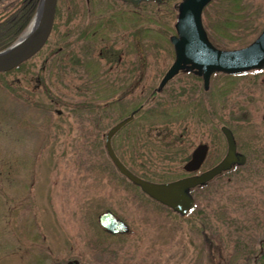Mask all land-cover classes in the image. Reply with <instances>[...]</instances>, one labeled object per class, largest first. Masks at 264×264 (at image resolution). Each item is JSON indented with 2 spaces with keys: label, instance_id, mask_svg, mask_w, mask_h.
Wrapping results in <instances>:
<instances>
[{
  "label": "rangeland",
  "instance_id": "rangeland-1",
  "mask_svg": "<svg viewBox=\"0 0 264 264\" xmlns=\"http://www.w3.org/2000/svg\"><path fill=\"white\" fill-rule=\"evenodd\" d=\"M179 1L58 0L47 44L27 69L0 77V264H249L264 238V69L213 75L206 91L180 73L151 96L173 60ZM202 22L216 47L240 48L263 28L264 0H214ZM139 105L178 115L165 125L136 115L114 135L138 177L186 176L199 144L207 153L198 173L211 168L226 152L221 126L244 166L192 190L184 215L153 201L104 148L109 128ZM106 210L127 233L100 228Z\"/></svg>",
  "mask_w": 264,
  "mask_h": 264
},
{
  "label": "water",
  "instance_id": "water-1",
  "mask_svg": "<svg viewBox=\"0 0 264 264\" xmlns=\"http://www.w3.org/2000/svg\"><path fill=\"white\" fill-rule=\"evenodd\" d=\"M2 1V0H0ZM136 7L140 2L162 0H121ZM212 0H181L177 5V17L174 34L169 41L173 49V61L160 79L156 91H160L179 71H193L202 78L205 90L208 88L213 73L227 75L247 72L264 67V27L259 35L247 46L232 50H222L211 44L202 24V11ZM57 0H41L32 18L33 28L27 30L14 43L0 51V73L10 71L34 56L46 43L52 31ZM27 33V34H26ZM128 117L112 126L104 136L106 154L118 173L130 183L136 185L141 192L173 211L184 214L192 204L189 189L204 185L215 176L231 168L232 165H243L245 157L236 152L231 131L224 126L220 131L225 138L226 153L224 157L210 169L199 175L185 177L168 183H154L144 180L130 172L116 157L111 146L112 136L134 116ZM207 145L199 144L183 165L185 172L199 168L205 159ZM98 225L108 233L127 232L126 224L106 210L97 216ZM76 264L77 262L74 261ZM68 264V263H67Z\"/></svg>",
  "mask_w": 264,
  "mask_h": 264
},
{
  "label": "trees",
  "instance_id": "trees-1",
  "mask_svg": "<svg viewBox=\"0 0 264 264\" xmlns=\"http://www.w3.org/2000/svg\"><path fill=\"white\" fill-rule=\"evenodd\" d=\"M171 1L173 0H164L161 4H168L171 6ZM39 2L40 0H17L15 3L7 5V8L3 9L2 12H0V15H2L0 16V51L10 46L22 34V32L25 30L28 23L30 22L31 18L35 14ZM173 10L175 13V8H171V11ZM58 13L59 11L56 7L55 18H57ZM110 53L111 52L108 50L100 52V54L102 55H108ZM29 60L23 62L22 64L10 71L0 73V77L7 76L12 72H19L21 70L27 69V64L29 63ZM188 75L193 78L196 77L193 74ZM238 76L239 75H225L223 77H225V79H230L236 78ZM155 92L156 91L154 89V91L151 92L150 95L153 96ZM135 109H138L136 115H140L149 124L153 122H160V124L165 125L168 124L171 120H174L175 116L178 115V113L174 109L165 110L149 107L146 110H143V107H141V105L134 107L132 110ZM171 144L169 146H171ZM113 148L115 149V146ZM257 243L258 246L256 250L252 251L251 254L247 256L246 260H248L247 262L249 264H264V238L259 236V238L257 239Z\"/></svg>",
  "mask_w": 264,
  "mask_h": 264
},
{
  "label": "bare ground",
  "instance_id": "bare-ground-1",
  "mask_svg": "<svg viewBox=\"0 0 264 264\" xmlns=\"http://www.w3.org/2000/svg\"><path fill=\"white\" fill-rule=\"evenodd\" d=\"M33 25H34V22L31 23V25L29 26L28 30H31L33 28Z\"/></svg>",
  "mask_w": 264,
  "mask_h": 264
},
{
  "label": "flooded vegetation",
  "instance_id": "flooded-vegetation-1",
  "mask_svg": "<svg viewBox=\"0 0 264 264\" xmlns=\"http://www.w3.org/2000/svg\"><path fill=\"white\" fill-rule=\"evenodd\" d=\"M119 1V0H118ZM174 2H175V0H173ZM121 2V1H120ZM124 4H127V3H124ZM194 173H196V172H194ZM194 173H191V174H194Z\"/></svg>",
  "mask_w": 264,
  "mask_h": 264
}]
</instances>
